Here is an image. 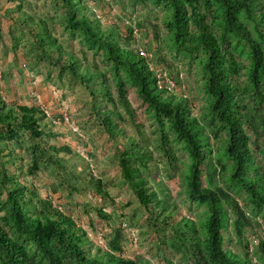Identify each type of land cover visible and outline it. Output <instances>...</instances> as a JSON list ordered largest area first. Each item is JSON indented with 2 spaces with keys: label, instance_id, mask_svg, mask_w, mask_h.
Returning <instances> with one entry per match:
<instances>
[{
  "label": "trees",
  "instance_id": "trees-1",
  "mask_svg": "<svg viewBox=\"0 0 264 264\" xmlns=\"http://www.w3.org/2000/svg\"><path fill=\"white\" fill-rule=\"evenodd\" d=\"M53 1L66 27L80 30L87 45L100 50L113 73L114 94L106 72L91 67L83 60L84 54L82 58L64 47L45 17L28 12L27 0H0V15L8 19L10 32L14 25L26 33V49L34 52L37 62L77 80L89 95L88 109L68 114L67 118L78 124L95 123L98 132L116 144V159L123 179L132 187L133 197L154 222L162 215L164 223L175 227L177 240L191 264H258L257 257L264 260L260 224L256 226V219L241 208L232 194L234 188L257 207H264L261 0H155L168 10L164 21L175 48L197 49L201 53L199 65L206 94L203 106L207 110L200 120L196 114L198 97L175 93L160 83V76L150 67V58L137 40L140 23L119 30L117 25H104L85 0ZM151 26L157 39V25ZM154 54L167 65L162 48L156 47ZM244 56L248 58L246 63ZM127 82L134 86L140 103L157 123L163 127L166 124L189 154L188 195L206 207L204 218L199 220L200 231L178 214L176 205L153 196L139 175L134 163H143L148 155L138 144L140 136L125 130L123 114L117 107L118 104L126 112L129 127L139 135L141 122L128 102ZM53 117L58 118V124ZM62 121L61 115L49 114L35 98L17 103L0 93V209L4 210L0 221V264H151L142 257L122 253L120 230L115 237L105 238L103 244L95 242L66 206L60 208L35 184V179L41 177L40 159L63 173L67 167L58 158L68 160L73 155L83 160L68 144L55 146L49 142ZM66 129L74 134L72 127ZM22 134L28 139L25 147L20 145ZM161 134L165 160L173 165L176 157L172 144L164 129ZM22 151L29 158L26 170L21 164ZM24 173L28 178L22 176ZM220 178L227 179L228 184ZM92 179L93 176L91 183ZM94 185L98 193H106L100 180L96 179ZM96 213L98 220L108 218L100 208ZM96 224L89 219L87 225L96 229ZM245 226L259 231L255 234L260 238L258 252L246 240Z\"/></svg>",
  "mask_w": 264,
  "mask_h": 264
},
{
  "label": "rangeland",
  "instance_id": "rangeland-1",
  "mask_svg": "<svg viewBox=\"0 0 264 264\" xmlns=\"http://www.w3.org/2000/svg\"><path fill=\"white\" fill-rule=\"evenodd\" d=\"M28 12L32 15L45 17L57 40L68 49L74 50L93 68H100L106 72L110 87L113 89V73L108 69L100 50L89 47L80 30L69 29L62 20L57 4L53 0H27ZM88 7L94 9L99 20L104 25H117L119 30L133 26L137 22L141 24V30L137 34V40L144 46L147 56L150 58V67L160 76V83L165 84L175 93L183 92L197 98V117L200 118L207 110L203 106L206 94L204 92L202 70L199 65L201 53L199 50H178L169 39L165 19L167 8L158 4L155 0H85ZM264 9V0H261ZM2 9H0V12ZM0 15V93L7 99L17 103H25L35 98L41 106L46 108L49 114L61 115L62 125L58 126L55 136L48 138L55 146L68 144L74 155H80L82 161L75 156H69L68 160L58 158L59 162L67 167L65 173L53 166L44 165L40 159L41 177L35 179V184L43 195L51 197L59 204V207H67L76 221L89 230L91 238L100 244L105 238L115 237L120 230V243L122 253L128 256H139L151 264H191L186 250L177 240L175 227L164 223L162 215L154 222L148 216L133 197L132 187L123 179L118 165L116 144L109 142L100 134L95 123H80L75 119L72 122L65 116L78 114L89 107V95L83 90L77 80H72L67 74L57 73L53 68L43 62H37L34 52L27 50L24 42L26 33L13 25L11 32L7 23L8 19ZM157 25L158 36L155 39L153 27ZM219 30V29H218ZM10 33V34H9ZM14 38L16 44L11 41ZM19 41H18V40ZM163 49L165 62L154 54V49ZM84 50V51H83ZM245 57V56H244ZM246 58V57H245ZM245 63L248 58L244 59ZM244 83V79L239 77ZM127 99L138 116L140 123L139 135L134 132L128 123V115L117 104L123 114L125 130L130 134L140 136L139 146L147 153L143 163L135 161L139 169V175L152 195L159 199H165L179 210V215H184L188 223L199 229V220L204 218L206 207L204 204L192 200L186 188L187 169L190 157L180 140L175 137L173 131L165 124V127L157 123L152 114L140 103L135 93L134 86L127 82ZM112 93L114 94L113 90ZM209 117V113H206ZM126 120V121H125ZM55 124L59 123L57 117H53ZM77 124V125H76ZM79 126V127H78ZM207 126V124H206ZM66 127H72L74 134ZM161 129L172 144L175 152V163L167 162L161 149ZM21 146L28 144L26 134L20 137ZM218 140V138H217ZM217 149H213L215 154ZM23 153V170L29 165L25 151ZM26 178V173L22 175ZM93 176L92 182L90 178ZM100 180V185L106 193H98L95 188V180ZM222 183L228 184L227 179L220 178ZM73 188L78 190L74 191ZM233 196L239 205L252 218L256 219V226L260 224L261 236L264 238V207H257L243 192L232 190ZM0 200H2L0 198ZM62 204V205H61ZM176 205V206H175ZM97 208L103 210L108 218L98 220ZM160 211V208H158ZM162 212V211H161ZM4 210L0 209V221L3 220ZM96 224V229L88 227V220ZM190 220V221H189ZM191 220L193 222H191ZM3 223V222H2ZM232 227V225H230ZM243 232L246 240L253 250L258 252L259 241L254 228L245 226ZM93 251V250H92ZM259 255V253H258ZM258 264H264V260L256 258Z\"/></svg>",
  "mask_w": 264,
  "mask_h": 264
},
{
  "label": "built area",
  "instance_id": "built-area-1",
  "mask_svg": "<svg viewBox=\"0 0 264 264\" xmlns=\"http://www.w3.org/2000/svg\"><path fill=\"white\" fill-rule=\"evenodd\" d=\"M103 1L110 2V0H103ZM65 120H67V116H65Z\"/></svg>",
  "mask_w": 264,
  "mask_h": 264
}]
</instances>
